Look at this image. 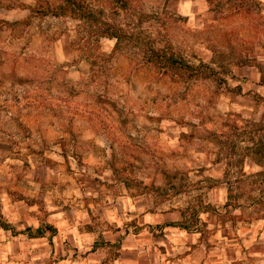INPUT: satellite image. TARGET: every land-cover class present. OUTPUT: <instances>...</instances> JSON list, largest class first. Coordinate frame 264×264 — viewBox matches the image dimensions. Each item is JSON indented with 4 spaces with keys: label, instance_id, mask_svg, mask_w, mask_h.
<instances>
[{
    "label": "rangeland",
    "instance_id": "rangeland-1",
    "mask_svg": "<svg viewBox=\"0 0 264 264\" xmlns=\"http://www.w3.org/2000/svg\"><path fill=\"white\" fill-rule=\"evenodd\" d=\"M78 1L0 0V169L27 186L58 153L182 203L210 166L232 184L254 131L233 70L264 46V0Z\"/></svg>",
    "mask_w": 264,
    "mask_h": 264
},
{
    "label": "crops",
    "instance_id": "crops-1",
    "mask_svg": "<svg viewBox=\"0 0 264 264\" xmlns=\"http://www.w3.org/2000/svg\"><path fill=\"white\" fill-rule=\"evenodd\" d=\"M233 75L232 110L254 131L241 137L249 152L232 184L210 166L208 197L182 203L110 184L58 153L27 186L0 169V264H264V46Z\"/></svg>",
    "mask_w": 264,
    "mask_h": 264
},
{
    "label": "trees",
    "instance_id": "trees-1",
    "mask_svg": "<svg viewBox=\"0 0 264 264\" xmlns=\"http://www.w3.org/2000/svg\"><path fill=\"white\" fill-rule=\"evenodd\" d=\"M70 0H68V5H64L63 9H70V11L72 12V14H79L82 17L87 16V12L86 9H84L83 4L80 3L78 0H72V4L69 3ZM79 6V7H77ZM78 8V9H76ZM78 10V11H77ZM78 12V13H76ZM2 20H0L1 22ZM235 89V88H234ZM232 90V89H230Z\"/></svg>",
    "mask_w": 264,
    "mask_h": 264
}]
</instances>
